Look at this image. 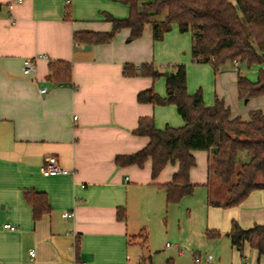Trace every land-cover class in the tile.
I'll return each mask as SVG.
<instances>
[{
  "label": "crops",
  "instance_id": "1",
  "mask_svg": "<svg viewBox=\"0 0 264 264\" xmlns=\"http://www.w3.org/2000/svg\"><path fill=\"white\" fill-rule=\"evenodd\" d=\"M103 14L125 18L128 8L118 0H0V264H126L138 246L148 250L147 229L175 205L166 204L161 186L178 166L168 163L152 178L150 161L142 167L118 166L114 159L146 145L145 137L133 133L140 118H152L157 129L183 122L172 105L137 102L138 93L151 88L164 97V78L126 76L124 65L153 64L165 71L183 63L187 93L200 89L206 106L217 97L231 118L242 121L249 120L251 110L264 113V96L247 100V111L238 109L237 62L231 67L225 62L217 74L209 64L193 63L190 34H180L175 25L160 41L152 39L145 24L133 41L123 29L108 44L74 42L75 32H109ZM33 58L34 73L24 75L23 60ZM57 61L71 65L69 82L50 76L49 63ZM211 154L195 151L189 173L193 193L207 194L205 231L228 237L232 221L243 229L264 224V190L252 191L235 207L208 205L210 199L224 201L227 192L216 179L218 191L210 190ZM49 157L71 173L43 175L40 168ZM257 180L263 182L261 176ZM26 190L47 198L49 212L36 221L22 199ZM118 210H124V219L117 218ZM64 213L72 216L64 218ZM3 224L16 230H4ZM208 255L193 260L209 264Z\"/></svg>",
  "mask_w": 264,
  "mask_h": 264
},
{
  "label": "trees",
  "instance_id": "2",
  "mask_svg": "<svg viewBox=\"0 0 264 264\" xmlns=\"http://www.w3.org/2000/svg\"><path fill=\"white\" fill-rule=\"evenodd\" d=\"M128 8L125 18L103 14L111 24L109 32H75L73 40L83 45L108 44L116 33L129 31L128 41L141 37L145 24H150L152 39L160 41L164 33L175 25L180 34L191 37L190 56L196 64H209L217 74L225 62L245 63L247 67L261 65L254 82L237 74L236 90L240 100L264 96V0H118ZM49 74L58 83L70 80L71 65L57 61L49 63ZM126 76L164 78L165 96H158L147 89L137 95L138 103L153 106L172 105L182 120L179 127L154 126L152 118H140L133 133L147 139L146 145L130 155H118V166L142 167L150 161L151 177L156 178L164 167L176 163L178 168L170 182L162 185L166 204H177L193 194L195 185L189 181L190 170L195 166L193 153L205 151L212 154L208 168L227 187L224 201L209 200L208 205L231 208L240 205L252 191L264 190V113L248 112L249 120L231 118L223 100L214 99L211 106L203 102L200 89L188 94L185 64H173L159 71L153 64L138 67L124 65ZM261 176L263 182H258ZM23 201L32 209L33 220L49 212L46 195L33 190L22 193ZM124 210H118L117 218L124 219ZM205 237L213 240L220 232L205 231ZM230 244L241 252L244 244L264 257V224L243 229L231 222L227 233ZM134 238H139L134 237ZM146 242V234H142ZM78 245L75 247L76 257Z\"/></svg>",
  "mask_w": 264,
  "mask_h": 264
},
{
  "label": "rangeland",
  "instance_id": "3",
  "mask_svg": "<svg viewBox=\"0 0 264 264\" xmlns=\"http://www.w3.org/2000/svg\"><path fill=\"white\" fill-rule=\"evenodd\" d=\"M228 65L231 67V62L228 61ZM260 68H263V64L250 67L245 63L239 64L241 74L247 79L252 78V81L256 80ZM250 106L251 103L244 104V100L238 103L240 110L247 111ZM214 179L219 185L223 184L212 175L210 190L217 192ZM206 195L204 190H195L178 204L168 207L162 221L147 229L148 250L138 246L132 262L138 264V258L143 256L145 260L141 264H195L194 256L200 254L205 257L209 254L213 258L209 264H264V257L258 258L248 244L243 246L241 252L231 248L226 233L220 232L219 239L208 240L205 237L208 219Z\"/></svg>",
  "mask_w": 264,
  "mask_h": 264
},
{
  "label": "built area",
  "instance_id": "4",
  "mask_svg": "<svg viewBox=\"0 0 264 264\" xmlns=\"http://www.w3.org/2000/svg\"><path fill=\"white\" fill-rule=\"evenodd\" d=\"M17 2H21V0H16ZM66 3H69V0H66ZM35 60L36 59H25L23 60L22 62V73L24 75H31L32 73H34L35 71ZM46 92V89L45 88H42L39 90V93L40 94H44ZM40 171L43 175H46V176H56V175H69L71 173L70 170L68 169H64L62 167H60L57 163V160L54 158V157H49L46 159V162L44 163V165L41 166L40 168ZM72 216L71 213H64L63 214V217L64 218H70ZM2 228L4 230H8V231H15L16 230V227L10 225V224H3L2 225ZM29 255L31 257H34V252L33 251H30L29 252ZM211 259V256L208 255L207 256V260H210ZM138 264H141L142 262V257H139L138 258ZM195 263L198 264L199 263V259L198 258H195L194 259ZM127 263L126 264H134L132 262L131 259H127L126 261Z\"/></svg>",
  "mask_w": 264,
  "mask_h": 264
},
{
  "label": "water",
  "instance_id": "5",
  "mask_svg": "<svg viewBox=\"0 0 264 264\" xmlns=\"http://www.w3.org/2000/svg\"><path fill=\"white\" fill-rule=\"evenodd\" d=\"M87 48H89V47H87ZM246 103H247V99L244 100V104H246Z\"/></svg>",
  "mask_w": 264,
  "mask_h": 264
}]
</instances>
